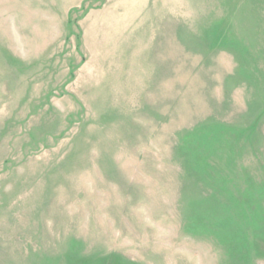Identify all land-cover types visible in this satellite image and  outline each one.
<instances>
[{"label":"rangeland","instance_id":"rangeland-1","mask_svg":"<svg viewBox=\"0 0 264 264\" xmlns=\"http://www.w3.org/2000/svg\"><path fill=\"white\" fill-rule=\"evenodd\" d=\"M0 264H264V0H0Z\"/></svg>","mask_w":264,"mask_h":264}]
</instances>
